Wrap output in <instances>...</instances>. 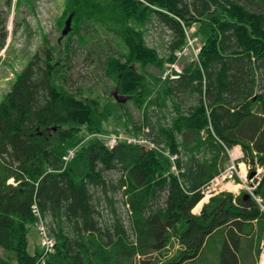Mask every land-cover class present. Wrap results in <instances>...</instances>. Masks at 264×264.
Listing matches in <instances>:
<instances>
[{"label":"trees","instance_id":"trees-1","mask_svg":"<svg viewBox=\"0 0 264 264\" xmlns=\"http://www.w3.org/2000/svg\"><path fill=\"white\" fill-rule=\"evenodd\" d=\"M72 13L70 33L46 40L0 103V264H257L264 214L255 201L223 193L192 211L227 168V149L240 146L246 163L264 167V0H68ZM156 22L174 37L164 57L147 44ZM5 25L0 14L2 43ZM193 26L199 60L178 80L155 76L151 66L174 63ZM84 54L125 104L73 80ZM109 120L176 160L83 143L81 133L105 132ZM34 202L56 239L51 254L29 249Z\"/></svg>","mask_w":264,"mask_h":264},{"label":"rangeland","instance_id":"rangeland-1","mask_svg":"<svg viewBox=\"0 0 264 264\" xmlns=\"http://www.w3.org/2000/svg\"><path fill=\"white\" fill-rule=\"evenodd\" d=\"M16 1L18 3L19 0ZM67 3L68 0H37V2H34V0H20V3L16 5L15 9L11 10V8L6 5V0H0V14L1 18L6 20L5 32L8 37L6 44L7 48L5 47L6 49H3L6 51L4 57L1 56L3 50H0V74L1 72H3V74L7 72L5 69L6 66H11L14 69V77L12 78V81L7 84H0V103L5 95L11 91L17 80L16 78L18 74L28 66L32 59V55L39 53L43 56V43L48 40L53 46L58 41L65 28L67 20ZM156 23L157 24L151 27V30L146 37L147 44L152 48H156L160 56L164 57L168 55L169 46L174 40V37H172V32L170 30L165 29L164 26L160 25L158 22ZM197 41L202 45L201 38L198 36ZM0 45H2L1 39ZM19 45H22L23 47L20 48ZM26 52H30L29 57L23 56ZM189 61L190 59L186 58L181 62L182 66L186 65ZM74 63L75 68L74 71L71 72L73 80H78L80 76H82L85 78V83H82V85H92L95 90H100L102 93H105L103 90V88H105L108 90V96H111L113 99L116 98L121 102V95L118 90L112 87V83L106 80H98L94 75L95 65L86 63V54L77 56ZM10 76H13V71ZM79 85H81V83H78L75 87H78ZM130 109L132 113L138 117L139 113L134 107H132V105L130 106ZM104 128L111 132L115 131L118 127L112 120H109L104 123ZM82 135H85V133L83 132L80 134V136ZM113 178L116 180L117 176H113ZM117 200L118 205L116 207L119 214H121L124 224L127 225L128 211L124 206L122 194L118 195ZM38 242V235L35 229H33L29 236V249L32 251L35 246H38Z\"/></svg>","mask_w":264,"mask_h":264},{"label":"built area","instance_id":"built-area-1","mask_svg":"<svg viewBox=\"0 0 264 264\" xmlns=\"http://www.w3.org/2000/svg\"><path fill=\"white\" fill-rule=\"evenodd\" d=\"M190 45L193 46V41H190ZM188 53V50H184L183 52L177 53L179 57L186 55ZM177 73L173 74L174 78H179V75L181 73L180 69L178 66L174 65L172 67ZM172 71V70H171ZM170 71V72H171ZM169 72V73H170ZM101 138H104L107 141V144L111 147H114L116 144L122 141H126L129 144H149L151 146H154V144H150L149 141L144 140V139H137V138H132V137H126L123 134H116L112 136H101ZM73 154L72 152L68 157H65L66 161H69L70 158H72ZM234 172L238 173L236 171L235 166H232L228 171L226 177L233 178ZM263 172L262 169H258L257 174L255 175L254 178L250 179L247 181L245 179V182L243 184L244 188L247 189V191L251 194L253 199L257 202L258 206L260 209L264 212V198L263 199H257V194H256V189L260 186L261 183V173ZM32 214L33 216L37 219V228L40 232L41 235V244L42 247L45 249L46 252H52L54 247H55V241L54 239L50 236L48 228L46 226V222L43 219L42 213L40 211L39 205L34 202L32 205ZM259 264H264V242L262 243L261 246V252H260V259H259Z\"/></svg>","mask_w":264,"mask_h":264},{"label":"crops","instance_id":"crops-1","mask_svg":"<svg viewBox=\"0 0 264 264\" xmlns=\"http://www.w3.org/2000/svg\"><path fill=\"white\" fill-rule=\"evenodd\" d=\"M5 44L6 43H2V45H0V50H3ZM27 51H29V50H27ZM1 55L4 57V53ZM23 56L29 57V52H26ZM5 69L7 72L5 74H3V72H1V74H0V84H2V85L11 82L12 78L14 77V69L11 66H6ZM12 71H13V76H10L12 74ZM0 93H1V91H0ZM234 189H236V188H234Z\"/></svg>","mask_w":264,"mask_h":264},{"label":"water","instance_id":"water-1","mask_svg":"<svg viewBox=\"0 0 264 264\" xmlns=\"http://www.w3.org/2000/svg\"><path fill=\"white\" fill-rule=\"evenodd\" d=\"M73 17H74V13H72V14L68 17V19H67V21H66V24H65V28H64V30H63V32H62V38H64L65 36H67V35L70 33V31H71V24H72ZM151 69L153 70V73H154L156 76H160V75L162 74V72H161L159 69H157L156 67H151ZM252 175H253V174H252Z\"/></svg>","mask_w":264,"mask_h":264},{"label":"bare ground","instance_id":"bare-ground-1","mask_svg":"<svg viewBox=\"0 0 264 264\" xmlns=\"http://www.w3.org/2000/svg\"><path fill=\"white\" fill-rule=\"evenodd\" d=\"M260 166V165H259ZM263 170H264V167L263 166H260ZM234 188H237L238 189V186L237 187H234ZM258 189L259 188H257L255 191L257 192V199H263L264 198V194H261V193H259L258 192Z\"/></svg>","mask_w":264,"mask_h":264}]
</instances>
